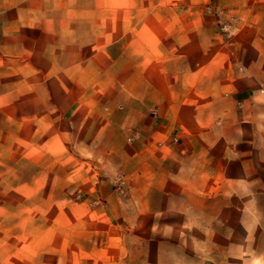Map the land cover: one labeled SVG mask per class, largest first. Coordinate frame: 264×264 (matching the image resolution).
<instances>
[{
	"label": "rangeland",
	"instance_id": "obj_1",
	"mask_svg": "<svg viewBox=\"0 0 264 264\" xmlns=\"http://www.w3.org/2000/svg\"><path fill=\"white\" fill-rule=\"evenodd\" d=\"M0 264H264V0H0Z\"/></svg>",
	"mask_w": 264,
	"mask_h": 264
}]
</instances>
